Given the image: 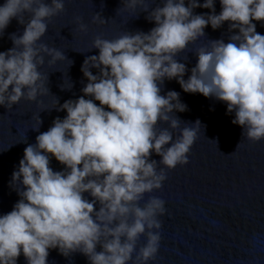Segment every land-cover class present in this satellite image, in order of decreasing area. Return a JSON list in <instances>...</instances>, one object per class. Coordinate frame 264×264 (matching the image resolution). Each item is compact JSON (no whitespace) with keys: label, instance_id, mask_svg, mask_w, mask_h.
Wrapping results in <instances>:
<instances>
[{"label":"clouds","instance_id":"clouds-1","mask_svg":"<svg viewBox=\"0 0 264 264\" xmlns=\"http://www.w3.org/2000/svg\"><path fill=\"white\" fill-rule=\"evenodd\" d=\"M137 5L149 9L145 0H123L122 7ZM220 5L217 14L214 0H188L187 6L185 0H163L148 12L146 18L155 21L148 32H125L113 40L95 37L98 55L86 56L81 65L87 77L81 89L85 95L59 105L57 110H66V116L56 117L35 144L25 147L12 172L9 184L20 199L0 215V264H17L21 252L27 264H48L50 248L66 257L79 251L90 264H147L155 259L161 240L158 216L166 213L165 201L149 196L143 207L138 202L166 179L159 164L171 169L187 163L202 126L197 119L173 137L169 128H178L180 120L169 113L186 111L187 105L175 90L160 94L165 78H175L185 92L226 102V114L235 113L232 123L242 127L241 135L252 141L264 138V35L253 23L264 24V0H220ZM196 7L211 12L194 14ZM63 10L64 0L0 4V34L12 18L25 25L21 35L10 34L13 47L0 51V105L9 109L22 97L36 101L49 92L48 74L39 66L45 54L49 64L66 57L38 41L47 21ZM25 12L31 13L27 22ZM92 19L106 22L100 13ZM76 21L86 30L80 17ZM224 21L230 22L229 31H239L227 43L215 39L196 49L197 62L185 79L186 65L177 54L203 36L206 25L216 29ZM37 119L40 126L39 115ZM158 121L168 122L169 128L157 130ZM153 153L159 161L150 158ZM49 154L65 167L54 171ZM141 234L146 243L137 251Z\"/></svg>","mask_w":264,"mask_h":264},{"label":"water","instance_id":"water-1","mask_svg":"<svg viewBox=\"0 0 264 264\" xmlns=\"http://www.w3.org/2000/svg\"><path fill=\"white\" fill-rule=\"evenodd\" d=\"M3 3L4 0H0V4ZM145 3L149 8L147 11L144 5H137L135 9L122 7L123 0H64V10L47 21V30L38 43L44 42L61 50L66 59L49 64L50 57L45 54V62L39 66V71L48 74L49 92L38 95L36 101L22 97L9 109L0 105V215L10 212L20 199L9 182L25 147L35 144L36 136L47 131L56 117L63 119L66 116V110H57L60 104L85 95L81 89L87 83V77H84L81 65L86 56L98 55L99 49L93 48L92 43L95 37L113 40L125 32H148L155 26V21L146 18L148 12L158 4L162 6L163 0H145ZM187 4L188 0H185ZM214 4L218 14L220 0H214ZM209 12L211 9L208 8L193 9L194 14ZM97 13L105 23L93 21ZM23 15L27 22L31 13ZM76 17L87 25L86 30L78 27ZM229 23L224 21L216 29L206 25L204 35L177 54L175 58L186 65L185 79L197 62L196 49L210 46V40L215 39L227 43L230 36L239 31H229ZM253 23L256 31L264 35L262 21L253 20ZM24 26L16 18L11 19L0 34V51L13 47L10 34L21 35ZM90 70L93 74L98 72L94 67ZM168 90L180 93V100L187 105V110L169 113L171 118H179L178 128L171 129L168 122L158 121L156 129L169 128L175 138L181 128L192 126L197 119L202 126L187 153V163L171 169L159 164L158 169L165 168L166 179L160 188L146 192L138 202L143 207L149 196H157L165 201L166 207V213L158 216L162 222L160 246L155 259L147 264H264V138L252 141L241 135L242 127L232 123L235 113L226 114V102L199 92H185L175 78L164 79L160 94L165 95ZM94 103L99 105L98 100ZM104 107L107 109L106 105ZM238 142L240 145L236 148ZM49 155V166L54 171L65 167ZM150 158L159 161L160 156L153 153ZM84 195L92 199L87 192ZM94 207L98 210L99 204ZM145 243L146 236L141 234L136 250ZM100 250L97 244V251ZM48 252V264H90L79 251L68 257L55 248ZM17 264H27L22 252L17 257Z\"/></svg>","mask_w":264,"mask_h":264}]
</instances>
